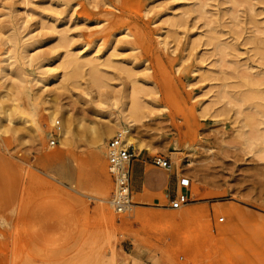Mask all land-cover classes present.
Listing matches in <instances>:
<instances>
[{
	"label": "rangeland",
	"instance_id": "obj_1",
	"mask_svg": "<svg viewBox=\"0 0 264 264\" xmlns=\"http://www.w3.org/2000/svg\"><path fill=\"white\" fill-rule=\"evenodd\" d=\"M156 156L179 210L134 190ZM0 264H264V0H0Z\"/></svg>",
	"mask_w": 264,
	"mask_h": 264
},
{
	"label": "built area",
	"instance_id": "obj_2",
	"mask_svg": "<svg viewBox=\"0 0 264 264\" xmlns=\"http://www.w3.org/2000/svg\"><path fill=\"white\" fill-rule=\"evenodd\" d=\"M52 145L55 141L51 142ZM137 156L127 145L121 136L112 138L107 143L108 172L115 186L112 206L119 213L127 211L130 206L129 188L131 177V166ZM154 169L168 171L171 168L170 161L163 156H156L151 161ZM191 186L190 179L182 177L178 180L177 190L174 198L169 201V208L179 210L190 203L188 190Z\"/></svg>",
	"mask_w": 264,
	"mask_h": 264
},
{
	"label": "crops",
	"instance_id": "obj_3",
	"mask_svg": "<svg viewBox=\"0 0 264 264\" xmlns=\"http://www.w3.org/2000/svg\"><path fill=\"white\" fill-rule=\"evenodd\" d=\"M133 176H135L136 180L134 190L140 192L146 190L151 194L166 192V196H168V198L170 197L169 193H167L169 187H176V185L178 184L177 178L172 177L164 171L155 169L153 171L146 172L142 170V165L139 164L133 165L132 167V183Z\"/></svg>",
	"mask_w": 264,
	"mask_h": 264
},
{
	"label": "bare ground",
	"instance_id": "obj_4",
	"mask_svg": "<svg viewBox=\"0 0 264 264\" xmlns=\"http://www.w3.org/2000/svg\"><path fill=\"white\" fill-rule=\"evenodd\" d=\"M129 113H130V114H128L129 117H126V118H128V120H125V121H128L126 123H129L128 128H123L122 129V133L127 134V137L125 138V140H126L125 142L126 143H128V142L129 143H132V145L136 148V151H137V154H138L141 151V148H143V146H141L142 143L140 144V141L138 142L135 139H131V137H132L131 136V131H133L132 128H133L134 124H136L137 122H140L143 119L144 113L141 111V108L139 106L133 108L132 111H130ZM142 113H143V115H142ZM55 115H57V114L56 113H51L50 114V119L53 120L54 117H55ZM144 119H145V117H144ZM68 134H69V131L66 128L61 129V132H60V138H61V140L62 141L65 140L67 138V135ZM108 134L112 135V132L108 133V132H105V130L103 132L95 131L94 132V135H93V140L98 145H104L105 144L106 137H107ZM118 136H121V135H118ZM154 195H151V196H154ZM156 196H158V195H156ZM136 198H137V196H136ZM159 198H160V196H159ZM152 201H153V203H157V205L160 204V203L157 202V200L156 201L155 200H152ZM139 203H141V202H139ZM106 215H107V218L108 219L114 220V217H113L112 214L107 213ZM238 217H241L242 218V217H245V215L239 214Z\"/></svg>",
	"mask_w": 264,
	"mask_h": 264
}]
</instances>
